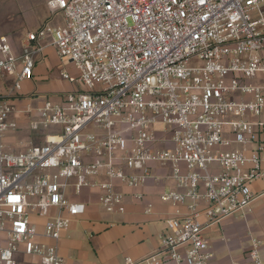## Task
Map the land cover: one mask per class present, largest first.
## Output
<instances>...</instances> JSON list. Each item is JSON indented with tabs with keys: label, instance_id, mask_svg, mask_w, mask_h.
Here are the masks:
<instances>
[{
	"label": "built area",
	"instance_id": "obj_1",
	"mask_svg": "<svg viewBox=\"0 0 264 264\" xmlns=\"http://www.w3.org/2000/svg\"><path fill=\"white\" fill-rule=\"evenodd\" d=\"M47 4L62 12L63 25L29 32L20 54L0 37V73L13 79L0 93V264H66L59 240L87 208L71 195L97 188L101 206L123 215L117 182L161 180L157 167L170 168L175 188L160 198L175 210L165 218L162 248L147 261L166 255L175 264H211L204 230L245 216L264 195L252 189L264 182V85L256 81L264 77V0ZM48 37L78 70L62 77L82 89L38 107L32 128L58 131L8 151L3 137L18 128L12 98L33 78ZM34 213L47 217L43 235L52 243L40 241ZM261 246L251 238L253 264H264Z\"/></svg>",
	"mask_w": 264,
	"mask_h": 264
},
{
	"label": "crops",
	"instance_id": "obj_2",
	"mask_svg": "<svg viewBox=\"0 0 264 264\" xmlns=\"http://www.w3.org/2000/svg\"><path fill=\"white\" fill-rule=\"evenodd\" d=\"M11 2L19 6L18 0ZM11 21V27L6 30L0 28V37H7L13 52L20 54L23 40L29 32L45 24L61 26L64 17L60 10H51L47 0H28L20 19ZM50 40V37L45 39L44 49L35 56L33 78L26 80L22 90L12 98L11 118L18 122V128L8 131L3 137L4 148L8 151L18 152L31 143H42L47 134L58 131V126L32 128V121L38 119V107L47 100L63 102L82 89L81 84L62 77L63 72L78 75L72 62L68 60L67 68L60 74L55 71L60 56ZM12 81L11 77L0 73V93H6ZM256 81L264 85V77ZM156 173L161 180L152 179L140 187L117 182V189L125 194L126 212L123 215L109 213L101 206V191L97 188H85L81 195H71L72 199L86 202L87 208L59 240V252L66 264H128V258L132 259L131 264H175L166 255L160 257L159 263L147 261L162 248L160 236L165 231V218L175 210L174 205L160 198L163 191L175 188V182L168 178L170 168L157 167ZM100 179H105V176ZM252 189L256 193L263 192L264 182H254ZM138 194L142 197H137ZM149 203L153 205L152 212L146 213ZM55 213V210L51 212ZM46 220V216L31 215V222L40 233V241L52 243L43 235ZM204 236L215 252L211 264H253L248 257L252 237L262 240L261 256L264 260V195L253 203L252 210L245 216L227 217L206 228Z\"/></svg>",
	"mask_w": 264,
	"mask_h": 264
},
{
	"label": "rangeland",
	"instance_id": "obj_3",
	"mask_svg": "<svg viewBox=\"0 0 264 264\" xmlns=\"http://www.w3.org/2000/svg\"><path fill=\"white\" fill-rule=\"evenodd\" d=\"M11 1L12 0H0V28H4L5 30L12 26L11 20L15 18L20 19L21 14L24 11V5L28 3V0H18L19 6H17L12 4ZM68 62L67 58L60 57V60L57 61V66L55 67L57 74H60L63 69L67 68V64H69Z\"/></svg>",
	"mask_w": 264,
	"mask_h": 264
}]
</instances>
